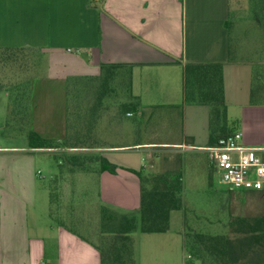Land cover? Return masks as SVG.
Segmentation results:
<instances>
[{"label": "crops", "instance_id": "1", "mask_svg": "<svg viewBox=\"0 0 264 264\" xmlns=\"http://www.w3.org/2000/svg\"><path fill=\"white\" fill-rule=\"evenodd\" d=\"M256 24L260 30L252 45H235L230 0H0V53L8 47L41 48L46 65L30 79L27 121L12 119L8 125L11 91L0 81V264H101L97 243L43 218L39 153L55 148L31 147L18 126H28L45 138L65 137L69 93L80 94L84 107L91 110L95 104L88 103V96L97 88L89 82L100 80L103 63L131 65L132 92L140 100L137 113L174 110L181 113L182 126V140L98 148L124 167L116 173L98 172L105 207L124 213L140 206V179L126 168H143V157L140 152L119 153L121 149L141 151L157 143L179 151L210 146V108L185 95L187 63H222L225 132L240 130L246 145L264 144V30L261 22ZM7 66L0 65V74ZM113 107L104 118L106 130L116 118L110 113ZM235 109L240 114L233 117L230 112ZM147 151L152 158L153 150ZM175 158L172 154L168 160ZM172 233L171 228L151 233L156 236L149 239L150 250L160 256L151 264H168L163 252L168 258L170 249L178 255V264H185L189 255L184 231L177 230L181 241L173 239L170 248L163 235Z\"/></svg>", "mask_w": 264, "mask_h": 264}, {"label": "rangeland", "instance_id": "2", "mask_svg": "<svg viewBox=\"0 0 264 264\" xmlns=\"http://www.w3.org/2000/svg\"><path fill=\"white\" fill-rule=\"evenodd\" d=\"M230 7L234 44H243L244 42V44L247 43V46L252 45L251 41L253 42L258 37V30H260L259 28L256 31V23L261 21L263 23L264 20V15L261 14L262 10L253 0H230ZM262 28L264 30L263 26ZM23 64L24 62L9 64L4 68V74H0V81L10 85L16 81L28 79L31 75H35L34 73H41L46 68L44 63L36 67L31 65L32 63H29V66H27L28 63ZM89 83L97 88L90 97L88 96L90 100L87 98L88 103L94 105L98 103V98L100 100L97 93L100 90L97 86L99 81H90ZM121 83V79L118 78L113 86L115 91L112 95L102 99V109L97 110V116L101 120L97 121L94 137H91L87 143L91 146L89 151L101 152L99 147L127 145L137 141L182 140L181 118L179 117L181 113L177 111L144 109L140 113L135 112L133 116H128L127 110L121 108L122 103L127 102L128 97L126 87L122 88ZM78 97L82 99L80 94ZM72 98L76 100L75 95ZM80 102L86 104L83 99ZM96 105L98 106V104ZM113 105L115 107L110 113L116 118L114 122H108L110 127L106 130L104 118L107 117V113ZM239 114V109L230 112L233 117L239 116ZM209 131L211 134V128ZM190 142L187 140L186 143ZM184 148V151H179L180 148L157 143L149 148L141 149V151L134 149L118 151L123 154H133V156L137 155L135 152H140L146 172L159 173L177 169L180 166L183 173L181 194L183 208L171 213L170 228L174 233L163 235L166 237V245L173 248V239L177 240L178 238L181 241V236L176 233L177 230L223 234L228 233V223L233 215L264 213V190H228L220 180V173L210 163L206 149L191 146ZM87 149L74 148L73 150L69 149L68 152L88 151ZM147 150H153L152 158V155L148 157ZM63 151V148H55L52 152L39 153L40 167L44 176L42 179L44 184L43 218L46 221L61 222L88 240L99 244L105 228L104 219L110 208L105 207L101 202L98 172L91 169L81 171L70 169L71 165L65 164L62 157L59 156ZM172 154L176 158L172 161L171 158L168 160ZM132 236L135 259L139 264H151L156 257H160L154 256L150 250L152 241L149 239L156 235L141 232L137 227ZM168 254L169 257L166 258L167 253L163 252L164 261L166 260L168 264L179 263V257L173 253L172 249ZM183 254L184 251L181 249V258H183Z\"/></svg>", "mask_w": 264, "mask_h": 264}, {"label": "trees", "instance_id": "3", "mask_svg": "<svg viewBox=\"0 0 264 264\" xmlns=\"http://www.w3.org/2000/svg\"><path fill=\"white\" fill-rule=\"evenodd\" d=\"M264 15V0H253ZM260 14V15H261ZM261 25L264 27L261 21ZM0 53V65L24 62L34 67L45 64L41 48H4ZM35 55V57H34ZM23 64V65H24ZM222 63H187L184 67L185 95L188 101L207 104L210 108V145L221 137L228 135L227 106L225 103ZM33 67V68H34ZM28 68V69H33ZM38 74V73H34ZM122 76V77H121ZM23 79L10 84V115L17 122L28 119L30 107V79ZM120 78L127 90V102L121 108L127 112H138L140 100L132 92L131 65L103 63L98 83L97 104H102L105 96L112 95L115 83ZM126 79V81H125ZM70 91V90H69ZM69 93L67 110V133L65 137L55 140L45 138L28 126L19 125L18 129L28 137L31 147L63 148L59 156L70 169L109 171L116 173L121 167L100 152L78 150L90 148L87 143L94 137L97 129V105L91 110L84 107L80 97ZM124 107V108H123ZM11 118V119H10ZM28 123V122H26ZM140 179V206L137 211L119 213L107 210L104 219L105 228L101 241L96 245L100 253L101 264H136L134 238L132 233L139 227L144 233H163L170 228L171 213L183 208L181 194L183 191V173L179 168L159 173L126 168ZM230 190V189H228ZM229 231L223 234H207L194 230L184 231V247L189 255L185 264H264V213L256 215H233L228 223Z\"/></svg>", "mask_w": 264, "mask_h": 264}, {"label": "built area", "instance_id": "4", "mask_svg": "<svg viewBox=\"0 0 264 264\" xmlns=\"http://www.w3.org/2000/svg\"><path fill=\"white\" fill-rule=\"evenodd\" d=\"M205 149L228 189L264 190V144L246 145L243 133L234 130Z\"/></svg>", "mask_w": 264, "mask_h": 264}]
</instances>
